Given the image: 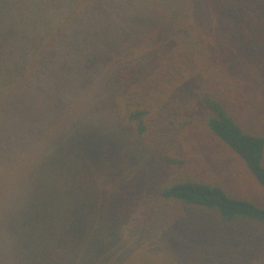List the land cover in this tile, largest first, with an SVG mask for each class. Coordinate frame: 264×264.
Wrapping results in <instances>:
<instances>
[{
  "label": "trees",
  "instance_id": "trees-1",
  "mask_svg": "<svg viewBox=\"0 0 264 264\" xmlns=\"http://www.w3.org/2000/svg\"><path fill=\"white\" fill-rule=\"evenodd\" d=\"M118 44L65 131L57 93ZM200 136L261 193L172 154ZM241 263L264 264V0H0V264Z\"/></svg>",
  "mask_w": 264,
  "mask_h": 264
},
{
  "label": "rangeland",
  "instance_id": "rangeland-1",
  "mask_svg": "<svg viewBox=\"0 0 264 264\" xmlns=\"http://www.w3.org/2000/svg\"><path fill=\"white\" fill-rule=\"evenodd\" d=\"M81 39L82 42L86 41L85 38ZM66 44L69 47L68 53L70 57L82 53L70 50L73 46L72 44H74L71 41L66 42ZM88 44H93V42L90 41ZM62 45L59 46L60 49H62ZM54 49L56 50V47H54ZM107 51H109V53H107ZM115 52H120L119 44L117 46H108L104 53L98 50L94 51V48L91 47L89 53L93 54L91 56L92 61L88 62L84 73H82L81 70L77 71L79 74L76 78L77 82L67 81L66 86L69 88L63 89L57 93L62 100L58 101L60 107L55 118L59 124L64 126L65 131H76L78 123L87 120V110L93 112V105L89 103L90 95L88 91L95 85L96 81L102 77L109 65V61L114 59L113 56ZM79 65L80 64H78V67ZM69 73L70 71H65L63 75L67 77ZM61 83L62 80H60L59 85ZM76 84L82 88L84 93L83 96H77V93L72 90ZM177 145L180 147L177 149L174 148L177 151L172 154L184 158L187 161V169L191 170L195 175H201L205 179L223 186L234 196L242 195L251 198L255 197L257 193H261L260 188L253 182L244 165L235 157H232V155L212 137L200 136L197 143L187 140L186 142L179 141ZM185 167L183 170H185ZM236 256L238 258L237 253ZM217 257L218 254L214 256L213 260L217 259ZM243 257H247V254ZM212 263L216 262L213 261Z\"/></svg>",
  "mask_w": 264,
  "mask_h": 264
}]
</instances>
